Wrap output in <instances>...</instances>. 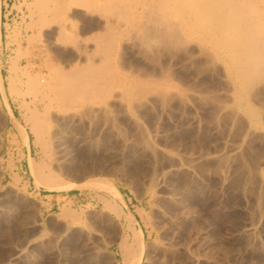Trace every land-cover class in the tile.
Listing matches in <instances>:
<instances>
[{"label":"rangeland","instance_id":"1","mask_svg":"<svg viewBox=\"0 0 264 264\" xmlns=\"http://www.w3.org/2000/svg\"><path fill=\"white\" fill-rule=\"evenodd\" d=\"M88 1L11 3L0 43V264H115L121 242L141 230L142 264H264V81L249 94L258 126L235 109L225 60L197 34L182 45L147 46L134 32L162 1L123 0L125 19L105 0ZM19 60L25 82L29 73L52 85L91 66L92 96L77 95L68 107L32 97L26 84L12 92L8 70ZM24 104L55 126L43 142L51 149L37 142ZM47 177L107 185L50 190ZM39 191H67V205L44 211Z\"/></svg>","mask_w":264,"mask_h":264},{"label":"bare ground","instance_id":"2","mask_svg":"<svg viewBox=\"0 0 264 264\" xmlns=\"http://www.w3.org/2000/svg\"><path fill=\"white\" fill-rule=\"evenodd\" d=\"M89 1L91 2L92 0H89ZM160 1H162V4L153 11H152V9L155 8V6H157V5H155V6L149 5V6H151V10L149 8L148 9L149 11L146 12V13H149V14H146L148 16L143 18V22H141V20L138 21L140 24L136 26V30H134V32L139 31V32L143 33V34L140 33L143 35V39H141V41L142 40H143V42L145 41L144 44L145 45L147 44V46L148 45L151 46L158 41H159V43H161L160 41H163V40H164V42L166 40V43H167V40L168 41L170 40L171 43H173V44L176 43L175 45H178V44L182 45L183 43H185V41H187L189 39V37L191 35L194 36V34H197L199 36L198 39H200L201 43H204V45L209 44L210 46H212L213 50L214 51L217 50L216 53L218 52L219 53L218 55H221L222 58L225 60L224 63H226L225 67L229 73V78H231L235 84L234 85L235 86L234 87L235 88L234 99H235V106H236L235 109L238 111L240 110L244 114L251 116V118L254 119L255 124L259 126L261 120L259 121L258 117H261V116H258V114L260 115V113L258 110L255 109L256 107L251 105V103L249 101V96H250L249 94L251 93L250 90L252 89V86L255 83H259L260 81H264V0H160ZM39 3H40V1H39ZM46 3H47V1H46ZM46 3H45V5H46ZM104 3H106V5H108L109 8L113 9L112 12H114V11L117 12L119 17L121 16V17H124V19H125L126 17L131 16L130 15L131 12L129 13L128 8H127L128 6L125 5V2L123 0H105ZM104 3L102 5H105ZM137 4H139V3H137ZM90 5H91V3H90ZM79 6H80V4H79ZM134 6H136V5H134ZM157 9H159V11L161 12L160 16L156 12H154V11H157ZM40 12H42V11H40ZM153 12L155 13V15H153L154 14ZM151 13H153V14H151ZM60 16H61V14L59 15V17ZM157 16H159V17H157ZM45 17L47 18V16H44L42 19H46ZM55 17H57V16H54V18ZM43 21H41L42 24L45 22V21L44 22ZM50 22L52 23V21H50ZM108 25H110V24L108 23ZM108 25H106V28ZM116 25L118 26V24H115V28H116ZM111 27L112 26L110 25L109 29L111 31H114L111 29ZM112 28H114V27H112ZM44 29H45V27H44ZM49 29H50V27H49ZM65 29H67V27H65ZM109 31H106V32H109ZM107 35H108V33H107ZM142 35H140V37H142ZM108 36L104 35L102 37V41L107 39ZM104 37H105V39H104ZM112 39L113 38H111V41H112ZM1 41L2 40H1V35H0V43H1ZM202 47H203V45H202ZM214 58H216V56ZM28 61H30V60H28ZM93 64H92V66H93ZM45 65H46V63H45ZM96 65L99 66L98 64H96ZM96 65H95V68L97 67ZM2 66L3 65H1V62H0V89L2 90V92L6 93V86L4 84L5 81H3L2 77H1V71L3 70ZM9 67H10V70H8L9 71L8 72L9 82L8 83L10 86V88L8 87L9 90L11 89L12 92H15L16 87L18 85L20 86V85L26 84L25 85L26 88L28 87V90H26V91L31 93V94H34V95H32V97L36 98L35 95L36 96L40 95L44 98H49V100L52 98L53 100H56V102L59 103V105L63 103L62 106L63 105L65 106L66 104H67V106H68V104H69V106L70 105L74 106L72 104V102H73V99H77L76 98L77 95H78V99L80 98L79 95L80 96L81 95L82 96L90 95L89 93H91V92H90V90L88 91V89L93 88V87H91L93 85L90 84L92 81L90 82V80H89V79H91L90 76L92 75V74H90V71H91V73H93L92 70L94 69V68H91V66H89L91 69H88L89 68L88 67L86 71L82 70L80 72H78V70H80V69H78L77 73L76 72L75 73L73 72V74L69 73V76L67 74H65V75L63 74L64 76L63 75H62V77L60 76L62 79H60L57 82V84L55 82L53 85L50 83L51 82L50 80H49L50 82L46 81L45 79L41 80L42 77L40 78L38 75L37 76L36 75L35 76L28 75L29 73H27L26 74L27 76H25V78L27 77V80L25 82L23 76L25 75L24 71L26 68L24 66H22L21 60L16 61V62H14V61L11 62ZM78 68H80V66ZM103 68H104V66H103ZM103 68H102V70H103ZM74 69H73V71H74ZM61 71H63V70H61ZM49 73H48V75H49ZM88 76H89V78H88ZM49 77H51V76L49 75ZM94 77L96 80V78L98 79L99 76H94ZM94 77H92V78H94ZM100 77H102V76H100ZM100 80H102V78ZM97 84H99V83H97ZM101 84H103V83H101ZM98 90H101V88H99ZM103 90H104V88H103ZM27 92H25V93H27ZM97 92H95V93H97ZM4 93H3V95H4ZM92 93H93V91H92ZM92 93H91V96H92ZM82 98L83 97H81V99ZM84 100L82 99V103H83V101L86 102V99H84ZM78 101H81V100H78ZM24 102L26 103V101L23 100V103ZM35 102H36V100H35ZM74 102H76V101H74ZM82 103H80V105ZM31 104H32V102H31ZM74 104L76 105V104H78V102L74 103ZM22 106H23V108H25L26 113L29 112L28 113L29 116L27 117V121L29 122V124L31 123L32 127L30 126V128H31L32 132L34 133V135L37 139V142L39 144H44L46 146L47 144H45L43 142H45V140L47 141V139L50 138V136L52 134L53 135L51 138H53L54 134H55V133H52V130H51V127L53 125L52 124L50 125V123H48V120L46 117L47 113H46V115H42V114H40L41 111H39L37 109L36 110L29 109V107H28L29 104H28V106L25 104ZM45 106H46V104H45ZM46 108H49V106ZM45 110H47V109H45ZM66 112H68V111H66ZM66 112H64V113H66ZM52 118H50V120H52ZM28 122H26V123H28ZM54 127L55 126H53L52 129ZM22 130H23V128H22ZM47 136H49V137H47ZM46 137H47V139H45ZM24 138H25V136H24ZM50 146H46V147L50 148ZM51 151L52 150H50L49 152L51 153ZM37 169H38V167H37ZM37 169H34V172H38L39 169L38 170ZM42 171H44V169ZM49 172H51V171H49ZM42 182H45V184L47 185V187L50 190H62V189H67V188L69 189V188H76V187L82 188V189L83 188H90L93 190L94 189L99 190V189H105L106 188V186H105L106 183L104 184V182L101 180L99 181V179L98 180L97 179L89 180V181L83 182L82 184H72L69 182L61 183L58 179L47 177ZM112 189L116 193V189H114V188H112ZM132 229H133V227H132ZM132 231H134V229ZM134 233H135L134 234V241L132 243H127L124 241L121 242L119 249H120L122 257L119 260L117 258L118 255H116L114 257L115 264H142L144 262V259L146 257V253L148 251V246L146 245V241L144 239V237H145L144 232L141 230V231H137V233L136 232H134ZM161 246H163V245H161ZM167 246H165V245L163 246V247H165L164 251H166V252L169 250V249H167ZM170 247H172V246H170ZM169 252H171V251H169ZM166 256H169V255H166Z\"/></svg>","mask_w":264,"mask_h":264},{"label":"crops","instance_id":"3","mask_svg":"<svg viewBox=\"0 0 264 264\" xmlns=\"http://www.w3.org/2000/svg\"><path fill=\"white\" fill-rule=\"evenodd\" d=\"M17 0H0V35H1V40H3V30L5 29V21L8 19V17L10 15L13 14L14 10H13V5H11L12 2L16 3ZM1 77L4 81V74H3V70L1 71ZM5 84V82H4ZM11 130H16L17 129V125L16 123H13V126L10 128ZM23 153L25 155V157H27L24 160V163H29L28 161V156L30 157L32 154L31 151V146H23L22 147ZM26 165H21V167L18 168V172L21 173L23 170V167H25ZM36 195H39L42 203H43V210L44 211H51V210H59L61 209V207L66 206L67 205V191L63 194H48V195H42L41 191H39L38 193H36ZM135 212V210H134ZM135 219L137 220V222L141 221L140 219V215L135 212L134 214ZM62 226H67V223H62ZM138 226H140L138 224Z\"/></svg>","mask_w":264,"mask_h":264}]
</instances>
